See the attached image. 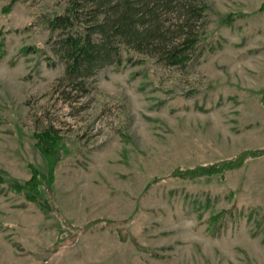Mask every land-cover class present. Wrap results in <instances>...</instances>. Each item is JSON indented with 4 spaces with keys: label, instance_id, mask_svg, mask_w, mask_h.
<instances>
[{
    "label": "rangeland",
    "instance_id": "obj_1",
    "mask_svg": "<svg viewBox=\"0 0 264 264\" xmlns=\"http://www.w3.org/2000/svg\"><path fill=\"white\" fill-rule=\"evenodd\" d=\"M203 1L183 66L122 51L80 89L45 44L68 0H0V264H264V154L173 175L264 151V0ZM46 130L59 160L34 203L25 182L46 180L33 137Z\"/></svg>",
    "mask_w": 264,
    "mask_h": 264
},
{
    "label": "trees",
    "instance_id": "obj_2",
    "mask_svg": "<svg viewBox=\"0 0 264 264\" xmlns=\"http://www.w3.org/2000/svg\"><path fill=\"white\" fill-rule=\"evenodd\" d=\"M68 3L62 12L48 18L49 34L45 44H49L51 50L65 62L62 78L76 88L83 89L84 79L93 76L99 69L119 64L122 51L143 52L147 49L167 65L183 66L191 57L188 51L199 52L201 49L197 43L202 40L203 33H196L193 28L205 17L207 6L203 0H68ZM84 9L88 10L87 19L82 17ZM260 10H264V2ZM166 13L175 16L173 31L170 29L173 25L164 27ZM2 48L1 40L0 60ZM42 54L47 64L54 66L51 58L45 52ZM33 137L36 149L47 160L49 167L44 183L38 179L34 169L25 182L29 191L27 199L38 203L35 194L39 186L47 194L51 191L53 167L59 155L54 148L57 138L50 130L35 133ZM263 154L264 151L244 152L228 161L175 171L173 175L190 180L223 174L239 168L247 159ZM9 189L21 192L15 185L9 186ZM86 229L88 227L80 229V232Z\"/></svg>",
    "mask_w": 264,
    "mask_h": 264
}]
</instances>
